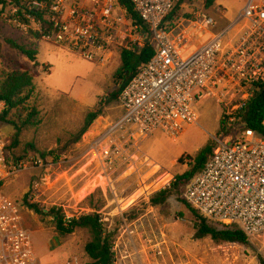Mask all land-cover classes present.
<instances>
[{
  "label": "built area",
  "instance_id": "1",
  "mask_svg": "<svg viewBox=\"0 0 264 264\" xmlns=\"http://www.w3.org/2000/svg\"><path fill=\"white\" fill-rule=\"evenodd\" d=\"M176 2L0 0L4 24L99 66L119 58L122 51L153 48L152 58L121 91V114L95 143L103 170L113 169L125 151L137 150L157 130L179 139L199 119L195 106L207 99L219 103L228 128L264 83V0H247L238 16L217 32L210 31L219 23L209 14L214 5L208 8L207 0H186L179 16L166 22ZM216 11L225 15L222 7ZM4 107L0 101V114ZM232 132L213 137V152L185 185L182 199L203 219L237 225L250 240H259L264 237V137L244 127L227 140ZM8 145L0 128V264H39L33 233L23 219L26 206L11 199L5 186L33 163L42 167L43 161L13 159ZM44 184H34L33 194ZM113 203L120 208L119 202ZM70 219L66 214L65 220ZM143 219L138 212L101 216L105 233L114 235L112 264H192L165 230H143Z\"/></svg>",
  "mask_w": 264,
  "mask_h": 264
},
{
  "label": "rangeland",
  "instance_id": "2",
  "mask_svg": "<svg viewBox=\"0 0 264 264\" xmlns=\"http://www.w3.org/2000/svg\"><path fill=\"white\" fill-rule=\"evenodd\" d=\"M246 3L247 0H216L209 14L219 24L210 31L217 32L233 21ZM217 7L225 9L224 16L216 11ZM0 26V80L16 69L30 70L34 74L40 118L38 126L21 132L18 145L9 154L21 156L27 163L37 158L43 161L42 167H34L33 163V168L19 173L6 184L5 192L11 199L24 203L27 196L42 210L55 208L70 218L95 213L103 217L119 211L128 215L138 212L144 217L143 230H165L181 245L180 252L188 256L192 264H198L197 261L201 264H259L256 255L264 257V237L251 240L248 245L216 244L210 237L198 239L195 237L197 220L182 202L186 183L177 182V177L191 170V161L204 147L214 146L213 137L220 136L222 108L218 102L207 99L195 106L199 119L186 128L179 139L174 140L157 130L140 142L137 150L125 151L113 169L107 168L106 162L107 170H103L95 143L108 124L121 114L117 103H106L117 87L115 73L121 65L120 57L99 66L33 34L23 35L13 25L1 21ZM7 38L37 49L38 64L10 48L5 42ZM99 104H104L101 116L79 136L87 114ZM0 128L10 145L16 133L14 127L0 122ZM238 132L239 128L226 139H235ZM42 180L45 184L33 194L34 184ZM161 191L168 192L167 199L160 205L151 204V198ZM116 201L120 208L113 203ZM25 209L22 210L24 223L33 233L39 264L90 261L85 253L87 230L60 235L52 217Z\"/></svg>",
  "mask_w": 264,
  "mask_h": 264
},
{
  "label": "trees",
  "instance_id": "3",
  "mask_svg": "<svg viewBox=\"0 0 264 264\" xmlns=\"http://www.w3.org/2000/svg\"><path fill=\"white\" fill-rule=\"evenodd\" d=\"M186 0H177L174 9L166 19V22H172L175 17L179 16L180 6ZM216 0H207V7L212 8ZM128 9L131 15L132 8L126 2H122ZM139 22L138 17L134 16ZM1 24V19H0ZM1 31V26H0ZM36 38V36H34ZM6 44L13 50L18 51L25 56L29 61L37 65L38 50L30 44L19 43L13 39L7 38ZM154 55V50L151 46H145L140 52L122 51L120 53L121 65L115 73L116 89L110 94L107 104L119 103V96L124 87L137 75L141 66L147 63ZM0 101L5 105L4 110L0 114V122L7 125H12L16 131L11 144L8 146V151H12L19 143V137L23 130L40 124L39 110L36 106V89L34 85V74L25 68H19L14 71L6 73L2 80H0ZM104 104H99L96 110L87 114L84 125L79 132L82 136L93 122L102 114ZM264 119V83L259 85V90L248 105L243 109L239 115V120L229 126L231 131H235L244 127L256 131L259 135L264 137V128L262 121ZM228 127V128H229ZM223 119L220 121L219 134L228 133V129ZM214 146L204 147L199 154L191 162V170L185 174L177 177V182H185L186 184L205 166L210 155L212 154ZM9 157L18 161L22 160L21 156L12 153ZM44 157V155H43ZM168 197V192L161 191L150 200L153 205L162 204ZM187 208L197 220L195 237L202 239L210 237L216 244L231 243L248 245L251 240L237 226H222L218 223L209 222L203 219L199 213L187 204ZM24 204L26 208L35 212L37 215H45L53 218L55 229L60 235H71L78 229H84L88 232V240L85 245V253L90 261L86 264H112L113 254L111 247L114 242L113 234H106L103 223L101 222L100 214H88L75 217L70 220H65V215L62 210L55 208L44 211L39 205L31 203L28 197L25 196ZM259 264H264V257L260 254L256 255Z\"/></svg>",
  "mask_w": 264,
  "mask_h": 264
}]
</instances>
